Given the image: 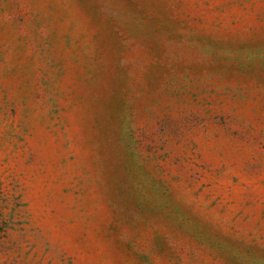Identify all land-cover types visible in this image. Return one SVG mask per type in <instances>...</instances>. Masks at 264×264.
<instances>
[{
  "label": "rangeland",
  "instance_id": "rangeland-1",
  "mask_svg": "<svg viewBox=\"0 0 264 264\" xmlns=\"http://www.w3.org/2000/svg\"><path fill=\"white\" fill-rule=\"evenodd\" d=\"M0 264H264V0H0Z\"/></svg>",
  "mask_w": 264,
  "mask_h": 264
}]
</instances>
